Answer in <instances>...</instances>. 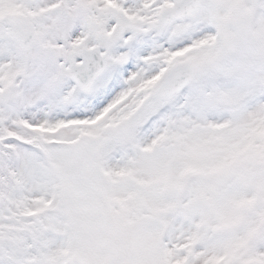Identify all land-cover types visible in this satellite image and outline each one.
<instances>
[{"label":"snow or ice","instance_id":"snow-or-ice-1","mask_svg":"<svg viewBox=\"0 0 264 264\" xmlns=\"http://www.w3.org/2000/svg\"><path fill=\"white\" fill-rule=\"evenodd\" d=\"M0 264H264V0H0Z\"/></svg>","mask_w":264,"mask_h":264}]
</instances>
